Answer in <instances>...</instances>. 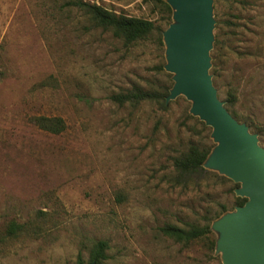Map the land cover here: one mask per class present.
<instances>
[{
  "label": "rangeland",
  "instance_id": "374dc122",
  "mask_svg": "<svg viewBox=\"0 0 264 264\" xmlns=\"http://www.w3.org/2000/svg\"><path fill=\"white\" fill-rule=\"evenodd\" d=\"M65 1L0 0V264H86L99 240L102 264H222L206 241L159 231L237 206L238 184L174 168L190 144L214 147L211 129L182 96L165 106L111 100L135 87L170 91L163 40L125 46ZM82 1L157 26L166 16L158 0ZM213 18L217 96L233 93L232 109L264 141V0H213ZM38 116L61 118L64 131L38 129ZM11 222L23 230L7 235Z\"/></svg>",
  "mask_w": 264,
  "mask_h": 264
},
{
  "label": "water",
  "instance_id": "95a60500",
  "mask_svg": "<svg viewBox=\"0 0 264 264\" xmlns=\"http://www.w3.org/2000/svg\"><path fill=\"white\" fill-rule=\"evenodd\" d=\"M165 2L172 22L162 34L164 70L173 81L166 103L179 96L191 103L189 113L211 129L215 144L203 168L238 184L235 195L246 199L211 224L215 253L222 264H264V148L246 124L230 115L213 85V0Z\"/></svg>",
  "mask_w": 264,
  "mask_h": 264
},
{
  "label": "trees",
  "instance_id": "16d2710c",
  "mask_svg": "<svg viewBox=\"0 0 264 264\" xmlns=\"http://www.w3.org/2000/svg\"><path fill=\"white\" fill-rule=\"evenodd\" d=\"M219 0H215L217 3ZM161 4L164 13L166 14L163 19V25L157 26L154 22L135 17H128L124 14H115L112 11H108L101 6L96 4H90L82 0H66L64 3L65 7L73 8L81 12L86 16L94 26L111 31L112 35L121 40L125 46L135 44L137 42L146 40L151 35L156 34L159 44L162 46V34L165 28L171 21L172 11L170 7L163 1L158 0ZM221 41L217 38L214 43V48L211 51L213 68L211 70L214 79L217 78L216 72V60L218 52L220 50ZM169 94L167 89L165 92L157 89H142L135 87L124 94H118L111 97V100L117 104L123 105L125 103L140 104L144 102L156 103L162 106L166 104V97ZM224 107L230 113V115L240 123H245L251 132L257 133L261 145H264L263 136L261 131L249 122L246 118L240 116L232 108L236 103V97L233 93H228L222 100ZM30 122L38 129L51 133L60 134L65 129V123L61 118H49L44 116L32 117ZM201 125H203L201 123ZM212 144L210 146L201 147L198 144H190L187 151L181 154L180 157L174 159L173 165L175 170L180 176H188L196 174L203 170V163L205 162L208 154L211 151ZM237 186V185H236ZM246 199L236 198V205L242 206ZM222 213L226 211L224 206H221ZM220 216V215H219ZM211 223L208 220L204 224H187L185 226H177L174 224H165L159 231L166 237L170 238L176 243L183 245L190 244L196 241H206L209 245L210 251L214 250L215 236L211 230ZM23 230V225L11 222L7 228V235L14 236ZM108 251V243L104 240L96 241L92 244L89 249V258L86 264L95 262V264H102L106 258ZM77 264H84L80 258L77 260Z\"/></svg>",
  "mask_w": 264,
  "mask_h": 264
}]
</instances>
